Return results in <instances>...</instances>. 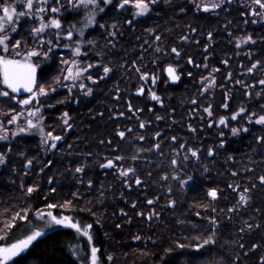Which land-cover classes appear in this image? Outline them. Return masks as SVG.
Listing matches in <instances>:
<instances>
[{"label":"trees","instance_id":"1","mask_svg":"<svg viewBox=\"0 0 264 264\" xmlns=\"http://www.w3.org/2000/svg\"><path fill=\"white\" fill-rule=\"evenodd\" d=\"M50 1L49 7L68 12L69 0ZM190 1L157 0L136 20L138 0L121 10L124 0H116L103 10L98 27L83 35L81 55L73 57L72 47L66 54L87 69L83 92L65 91L58 52L51 66H39L36 85L46 97L38 103L35 129L44 136L17 133L0 143L1 245L26 236L36 226L33 215L51 209L89 227L99 264H264V124L255 123L264 91L256 102L254 86L260 76L264 80V46L251 50L240 78L232 63L231 83L241 90L227 91L222 27L230 19H198ZM29 21L17 31L21 46L36 52ZM176 26L180 35L194 33L201 41L199 52L187 49L182 63L171 55ZM42 47L38 51L46 52ZM163 53L180 70L175 87L162 75L166 63L157 61ZM214 68L222 73L216 92L202 95L200 83ZM17 112L11 98H0L6 122ZM220 118L227 121L217 126ZM109 160L114 166L102 167ZM210 236L214 243L197 247ZM86 246L74 231L55 229L12 264H88Z\"/></svg>","mask_w":264,"mask_h":264},{"label":"flooded vegetation","instance_id":"2","mask_svg":"<svg viewBox=\"0 0 264 264\" xmlns=\"http://www.w3.org/2000/svg\"><path fill=\"white\" fill-rule=\"evenodd\" d=\"M116 0H110L109 4H107V7L111 6L115 3ZM27 0H11V4L15 5L17 7V11L20 10V6L24 5L23 10L26 12L25 16H21L18 18V23L16 25L17 30H20L21 23L23 20L29 18V27L32 30L34 34V39H37L36 37V28L38 20L46 14V11L50 10L51 7V1L50 0H33V9L29 10L26 7ZM0 3H3V0H0ZM101 6H104V3L100 2ZM153 5V4H150ZM214 5H218L214 7ZM129 3L123 2L122 4L118 3L117 10H121L124 7H128ZM134 8L133 13V20H136V18L144 17L148 14L145 13L143 15H140V9L136 7V4L132 5ZM190 6L194 10V14L197 16V18L200 17H210L212 19H218L222 14H225L229 17V25L223 26L222 35L225 36L224 45L229 52L227 54V60L225 61L224 68L226 80L225 82L228 85V90H241V85L239 82H236L235 84L231 83V77L233 76V71L231 68L232 63H236L239 67V71L242 70L243 66L246 62H251V50L255 49L256 47L258 49H261L264 46V10H260L262 12L261 15H251L250 13L253 11H256L258 9V6L253 2V0H191ZM106 7V8H107ZM37 8L44 9L43 11H37ZM207 8L208 10L205 11L204 9ZM198 19H201V18ZM232 19L236 20L238 24H234ZM66 20V19H65ZM255 21V23L253 22ZM234 24V25H233ZM177 29V26H176ZM179 29V31H178ZM176 31H181L180 27H178ZM177 34V33H176ZM177 37V43L176 48L179 55H177L175 52L171 51V55L173 54L175 56V61L182 63L185 59V54L187 49H192V51L199 52L197 49L200 46L201 41L199 39H194L195 35L192 33L191 36H188V33L185 32L184 35H178ZM112 37V36H111ZM251 38V39H249ZM211 41V40H210ZM27 43V41H26ZM239 44V47L237 46ZM206 51V50H204ZM164 58V59H163ZM35 62V56L32 58ZM4 60H11L17 63H28L33 65L37 70V66L34 64V62H21L18 61L16 58H6L2 55L0 51V61ZM168 58L163 53L160 59H157L158 62L166 63L162 66V71L165 66H171L173 69H175L176 74L179 77L180 82V76L181 73L180 70L175 68L170 62H168ZM63 68H67L66 73L62 74V81L64 84V89L67 92V94H71V91L74 89H78L79 92H83L84 87H80V85L83 84V76L85 75V71H82L76 63L66 62ZM69 70L71 71L72 75H75L78 71L80 72V76L73 81L71 76H69ZM206 70V68L204 69ZM221 72H218L215 68L210 70L209 73L204 77L206 78L205 81L200 83V85L204 84L205 82V88L201 92L202 95L205 93H209L211 97L216 92V89L218 87L217 79L220 77ZM163 75V72H162ZM242 76L241 71L239 74V78ZM37 77H38V71H37ZM37 77H36V83L33 91L24 96H17L12 91H10L3 83L2 75H1V68H0V98L1 99H12V102L14 104L18 105L19 112H17L14 115H11L10 117H16V120H13L11 123L6 122V118L8 115L5 113L0 115V137H6L4 139H0V143L7 142L10 138H12L17 133H28L33 132L35 128L28 127L27 122L31 120L34 124L38 125V118L42 111V107L38 103L41 102L46 97V92H41L38 89L37 84ZM67 77V78H66ZM164 77V76H163ZM260 79L257 80L256 85H254L258 91L257 97L255 99L256 102H258L261 99V94L264 91V85L259 84L258 82L263 80L262 77H259ZM166 83L168 84L166 78L164 77ZM206 80L208 82H206ZM179 84V83H178ZM169 85V84H168ZM170 86V85H169ZM172 87V86H171ZM7 91L9 95L4 96L2 95L3 92ZM226 91V93H227ZM225 93V92H224ZM29 100V103L25 104L24 101ZM221 119H223L225 122L227 121L226 118H220L218 121L217 126H220ZM21 129H24V131H21Z\"/></svg>","mask_w":264,"mask_h":264},{"label":"rangeland","instance_id":"3","mask_svg":"<svg viewBox=\"0 0 264 264\" xmlns=\"http://www.w3.org/2000/svg\"><path fill=\"white\" fill-rule=\"evenodd\" d=\"M104 3V6H101V3ZM108 3H105L104 0H96L95 4H88L85 6L83 0H69V9L66 14H62L59 9L57 8H50L48 12L46 11V14H44L37 23V28L40 29L42 25H45L42 31L35 32L36 34V55H32L33 50H29L28 46L26 48L25 45L20 44V38L19 33L17 31V28L15 31H8L7 36L9 39L6 41V44L4 46H0V51L3 56L6 58H16L18 61L21 62H34L33 57L37 56L38 63L34 62V64L39 68V66H42L43 64L46 66L50 65V56L54 52H58V57L62 60H60V67H64L66 62H69L72 60L71 55L74 57L81 55V48L83 44H85L83 40V35L87 33L89 30H94L96 27H98V17L99 15L103 14V10L106 9ZM51 9H57V11L53 12ZM16 18L14 17V20ZM66 19V20H65ZM52 20H56L60 27L57 28L54 25H52ZM17 23L15 24L16 27ZM70 34V35H69ZM43 47H42V46ZM46 52H40L38 49L40 47L45 48ZM6 47L7 50L4 51L3 48ZM70 47H72V54L68 57L66 56L67 50L69 51ZM76 49H79V54H76ZM60 52V53H59ZM67 68H62L60 71V76L62 74L64 75L66 73ZM176 95H178V91L175 92ZM150 98L152 101H155L153 97V93H150ZM156 96V95H155ZM179 96V95H178ZM177 96V97H178ZM256 108H253V113L255 112ZM238 112L240 110H237ZM236 111V112H237ZM260 115H264V106H261L260 108ZM258 116V117H259ZM32 135L38 134L40 136H44L42 134V131H36L33 130L31 132ZM128 168V167H127ZM126 168V169H127ZM51 214V215H48ZM52 216H55L57 219H62V223L57 225L52 220ZM68 218L67 220H64L63 218ZM33 222H35L36 226L32 228V230L26 234V236L21 237L9 244H0V249H10L13 245L20 244L21 241L26 240L28 236L33 235L35 232L40 231L42 233V236H44L46 233L51 232L55 229H66V230H72L76 233L78 238L83 239L85 243L87 244V263L93 264V261H95V264H99L98 258L96 256L97 251L93 254V246L91 242V234L90 229L88 226H82L78 222L74 221L70 216L65 215H54L51 212V209L41 211L37 214L33 215ZM75 224L80 230H77V227H72L71 225ZM41 236V237H42ZM41 237H38L40 239ZM33 241L31 245L27 249H23L18 252V254L13 256H8L6 260V264H12L16 259L24 256L31 248V246L37 241ZM74 248L79 250V245L77 244ZM96 250V249H95ZM79 254V251L78 253ZM81 254V253H80ZM79 254V255H80ZM84 254V253H83ZM4 254L0 253V257H2ZM84 256V255H83ZM85 257V256H84Z\"/></svg>","mask_w":264,"mask_h":264},{"label":"snow or ice","instance_id":"4","mask_svg":"<svg viewBox=\"0 0 264 264\" xmlns=\"http://www.w3.org/2000/svg\"><path fill=\"white\" fill-rule=\"evenodd\" d=\"M85 6H87L88 4H95L96 0H83ZM105 3L110 2V0H104ZM125 3L128 2V0H124ZM157 2V0H147V3L143 2V0H138V2L136 3V7L140 9V15H143L145 13H147L150 9H149V5L150 4H155ZM221 2H223V0H221ZM228 2H230V0H228ZM253 2L258 6V9L256 11L251 12V15H261L262 12L260 10H264V0H253ZM218 5H214V7H216ZM26 7L29 10L33 9V0H27L26 2ZM24 5L20 6V10L17 11V7L15 5L9 6L7 4V0H3V3H0V46H4L6 44V41L9 39V37L7 36V32L8 31H15L16 27L15 24L18 23V18L21 16H25L26 12L23 10ZM37 11H43L44 9L42 8H37ZM53 12L57 11V9H51ZM205 11H207L208 9L205 8ZM14 17L16 18L14 20ZM255 23V21H253ZM52 25H54L55 27L59 28L60 24L56 21V20H52ZM45 27V25H42L40 29H36L37 32H40L43 30V28ZM70 35V34H69ZM156 39H159V37H156ZM251 39V38H249ZM239 47V44L237 45ZM4 51L7 50L6 47L3 48ZM173 52H175L177 55H179V53L177 52L176 49L172 50ZM32 55H36L35 52L31 53ZM76 54H79V49H76ZM0 67L3 68V82L5 84V86L8 89H11L13 92L18 91L19 88L23 87L25 88V90H31L30 85H31V68L29 66V71L28 72H21L20 69V65H18L16 62L11 61V60H4V61H0ZM257 68V64L254 63L252 65V67L249 69V72H252L254 69ZM84 71H87V69H85ZM168 74L170 76V78L175 81L178 80L179 77L177 75H175V69H173L172 67H169L167 69ZM109 72V69L107 67L104 68V73L107 74ZM69 76H71L72 80L75 81L79 76H80V72L78 71L75 75H72L71 71L69 70ZM67 78V77H66ZM88 79H91V77L89 76ZM261 85H264V80H261L258 82ZM80 87H84V85H80ZM41 92H43V89L40 90ZM91 93V88L87 89V93L89 94ZM2 95L7 96L9 95V93L7 91L3 92ZM154 100H159L158 96L153 95L152 97ZM25 104L29 103V100H25L24 101ZM193 103H195V101H193ZM207 110V109H206ZM243 111V110H241ZM251 116H255V113L250 114ZM65 116H67V113H65ZM232 119H236V116H233ZM13 120H16V117H12L9 121V123H11ZM65 124H67V120L64 121ZM221 124H224L225 121L223 119H221L220 121ZM255 123L257 124H264V115H260L258 118L255 119ZM28 127L30 128H36L37 125L34 124L31 120H29L27 122ZM143 127V125H141ZM21 131H24V129H21ZM244 131H247V129L245 128ZM232 134L233 135H237L238 134V130L236 128L232 129ZM49 136H51V133H48ZM119 135L121 136V138H123L125 136L124 132H120ZM6 137H0V139H4ZM54 140H60V136H55L53 137ZM45 143H47V141H45ZM50 147L55 148L56 144H51ZM157 149H159V145L156 146ZM211 154V153H210ZM191 155L193 157L197 156V153L195 151L191 152ZM116 159H122V157H117ZM185 159H187V157H185ZM31 163V162H29ZM173 164H176V161L172 162ZM5 164V158L3 154H0V165H4ZM113 161L109 160L106 164L102 165V167H113ZM75 171L77 173H80L83 171L82 168H76ZM133 171V169H128L127 171L123 172V175H127L129 172ZM167 179V177H165ZM176 178V177H173ZM191 178L189 177V180ZM264 179V178H262ZM186 183V181H184ZM137 184L140 183L139 180L136 181ZM32 188H28L27 191L28 192H32ZM247 191V190H245ZM209 195L213 198L216 197V192L212 191L209 193ZM240 200L242 202L246 203V198L244 195L240 196ZM149 203H151V201H149ZM49 207H54V205H49ZM51 215V214H48ZM64 220H67L68 218H63ZM52 220L55 222V224L59 225L62 223V219H57L55 216H52ZM72 227H77L75 224L71 225ZM77 230L79 231L80 229L77 227ZM42 233L40 231L35 232L33 235H30L27 237L26 240H23L20 242V244L18 245H13L12 248L10 249H0V253H3L4 255L2 257H0V264H6V260L8 256H13L18 254L19 251L23 250V249H27L29 247V245L32 244L33 241L37 240L38 237H41ZM210 243H214V241L212 240V237H208L207 239L204 240L203 245H198L197 247H203L205 245H208ZM95 249H93V254L95 253ZM93 264H95V261H93Z\"/></svg>","mask_w":264,"mask_h":264},{"label":"water","instance_id":"5","mask_svg":"<svg viewBox=\"0 0 264 264\" xmlns=\"http://www.w3.org/2000/svg\"><path fill=\"white\" fill-rule=\"evenodd\" d=\"M16 63H17V62H16ZM17 64L21 66L20 69H19L21 72H28V71H29V66H30V68H31V85H30L31 90H30V91H29V90H25V88H23V87L19 88L18 91H16V92H13L11 89H9V90L12 91V93H14V94L17 95V96L28 95V94H30V93L33 91V89H34V87H35L36 77H37V69H36L33 65L28 64V63H17ZM169 67H171V66H165V67L163 68V71H162V72H163V76L166 78V80H167V82H168V84H169L170 86L175 87V86L178 85V83H179V79L173 81V80L170 78V76H169V74H168V71H167V69H168ZM0 68H1V75H2V80H3V68H2V67H0ZM172 68H173V67H172ZM175 75H177L176 72H175ZM177 76H178V75H177ZM3 83H4V82H3ZM4 85H5V84H4Z\"/></svg>","mask_w":264,"mask_h":264}]
</instances>
